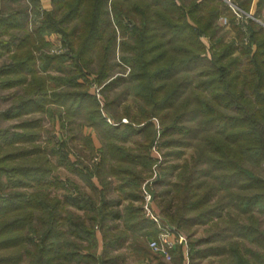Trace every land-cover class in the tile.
Masks as SVG:
<instances>
[{"label": "trees", "instance_id": "16d2710c", "mask_svg": "<svg viewBox=\"0 0 264 264\" xmlns=\"http://www.w3.org/2000/svg\"><path fill=\"white\" fill-rule=\"evenodd\" d=\"M52 1L53 12L41 21L35 34L7 43L0 40V55L15 43L17 51L12 63L0 68V76L36 72L37 48L33 42L41 41L46 32H59L75 56L76 77H83L84 70H94L98 81L105 79L113 69L117 25L124 38L118 43L120 60L129 68L127 79L119 81L133 85L129 90L143 111L138 120L143 126L110 125L89 94L48 96L40 84L37 100L21 102L16 111L3 117H19L43 109L49 101L56 102L66 117L74 116L104 138L107 157L101 163L107 158L113 162L110 171L122 189L136 187V168L152 171L156 160L149 147L157 135L161 145L192 147L196 153L189 162L177 168L166 162L159 166V180L154 185L164 183L168 188L150 190L153 202L156 198L161 201L155 215L184 235H189L193 226L217 220L206 238L191 245L188 259L192 263L207 257H218V264L240 263L237 240L264 251V230H259L262 222L258 220L264 215V179L258 176L264 166V0H230L232 6L251 17H244L241 25L222 0H112V26L108 0ZM221 17L227 20L235 39L225 42L220 37ZM25 20L22 12L0 9V36L10 30L21 31ZM127 21L137 24L132 31L122 25ZM38 59L42 70L60 68L63 62L55 56ZM22 81L19 76L5 80L8 84L4 86ZM37 89L32 85L25 92L35 93ZM100 101L106 111L114 104L108 95ZM37 125L36 121L23 122L21 134L3 135L1 139L8 147L29 143L35 134L28 131ZM130 141L134 149L116 144ZM98 142L100 145L102 141ZM35 149L37 158L29 165H10L14 159L25 158L19 149L0 157V179L6 180L0 182V264H122L126 257L121 249L128 236L156 238V224L140 216L141 208L129 207L123 230L107 224L121 216L111 208L113 202L104 197L107 183H100L104 176L100 168L92 174L100 187L92 180L89 185L93 197L71 192L62 199L55 197L51 204L44 189L33 188L38 184L41 188L42 180L53 172L41 150ZM175 171L177 181L168 182ZM52 179L55 187L70 186L61 185L55 176ZM139 199L144 202L143 197ZM67 208L86 210L90 225ZM89 247H101L100 256L92 257ZM183 252L181 246L171 251L172 262L186 264Z\"/></svg>", "mask_w": 264, "mask_h": 264}, {"label": "rangeland", "instance_id": "374dc122", "mask_svg": "<svg viewBox=\"0 0 264 264\" xmlns=\"http://www.w3.org/2000/svg\"><path fill=\"white\" fill-rule=\"evenodd\" d=\"M111 1L112 0L107 1V10L109 11V22L112 26L115 22H113L111 6L113 1ZM222 1L233 11L237 24L241 25L244 17L251 18L249 14H245L236 6H232L230 0ZM54 7L55 4L52 0H0L1 11L8 13L10 10H13L22 12L24 15L26 14V20L21 25V31L10 30L6 34L1 35L0 40L7 43L15 37H17L16 40H19L29 34H35L34 31L36 28L39 27L43 19H47V15L53 12ZM122 25H125L126 28L132 31V28L137 24L133 21H129L128 23L124 22ZM218 25L222 29L219 35L222 37L223 41L228 42L231 39H235V33L230 29L229 24L224 17H221L218 20ZM114 27L116 28L115 53L111 61L113 69L111 72L107 73L108 77L105 79H100L98 81L96 79L98 73L94 70H84L83 77H76V67L74 63L75 56L65 44V39L59 32H46L43 35V38H41V41L35 40L33 42V46L34 48H37L34 49V56L37 59L42 55L61 57L63 62H59V66H61L60 68L54 67L53 69L42 70L41 62L36 59V72H27L24 76L15 74L0 76V146L2 148L0 151V157H3L6 153H12L19 149L26 154L25 158H19L21 161L14 159L10 165L15 166L23 163L29 165L32 160H36L37 154H35V148H39L41 150V155H43L42 158H46L50 164L49 167L53 168V172L42 180L43 184H41V188L39 184L33 188L44 189L46 200L51 204H53L55 197L62 199L65 194L71 192L72 195L83 194L89 198L93 197V192L89 185L92 180L95 185L100 187L96 178L92 176L96 169L100 168L104 172V176L100 177V183H107V185L104 184L107 192L104 197L105 199H109L110 202H113L111 208H113L114 211L116 210L121 216V219L116 221L108 220L107 224L109 226L115 224L117 230H123L122 228L125 226V220L128 218L127 215H129V207L141 208L142 211L139 213L140 216L144 215L147 219H150V217L147 216L146 211L151 210V212H153L152 214H157L161 201L160 198H156L155 202H153L150 190L152 189L155 192H160L168 188L167 184L165 185L164 183H162V186L158 187L154 185L159 180V166L162 165L163 162H166V164L177 168L182 164L189 162L196 153L192 147H167L163 144L161 145V140L158 139L157 135L156 141L149 147L152 154L151 156L156 160V163L154 162V166L152 167V171L148 172L145 168H136L135 170L138 174L136 187H132V185L122 189L119 187L120 183L118 178L111 174L112 172L110 171V168L113 165V162L107 158L106 163H101V159L107 157L104 138L99 136L96 129L86 125L74 116L70 115L66 117L63 107L56 102L49 101V103L43 106V109L23 114L19 117H3L5 114L9 115L16 111L15 108H18L21 102L37 100L39 97L38 84H40V86H44V91L48 96L54 93L65 92H84L89 94L93 97L95 102H97L104 120L110 125L118 126L120 124H134L138 127L143 126L141 123L142 121H138L140 120L143 111L140 104L133 97L132 90H129L133 85L130 83L127 85L126 82L119 81L121 79H127L129 68H125L121 63V53L118 50V43L124 38H122L118 26L116 25ZM243 41L246 42V38H244ZM15 46L16 43L12 48L0 55V68L12 63L11 60L13 56L17 55V51L15 53ZM21 56L23 55H20V57ZM93 65H96V62H94ZM93 65L92 68H95ZM19 76L23 78V81L20 84H15L11 87L8 85L4 86V84H8L4 83L5 80H17ZM112 82H115V84L108 88ZM32 85H34L35 89L38 88L36 90L37 92L33 93L30 91L27 94L25 92L26 89ZM125 88L126 93H123ZM103 95H108L109 100L114 102L110 111H106L104 104L100 101ZM112 114L114 115V118ZM33 121H36L38 124L33 130L28 131L31 134H35L33 141L29 143H14L11 147L5 146L4 143H6V140H4L3 143V140L1 139L3 135L21 134L23 131L19 129L20 124ZM158 129L159 127L156 126V130ZM135 140H140V138L136 137ZM98 141L103 142L102 147V142L99 145ZM116 144L117 146L119 145V147L122 146L124 148L133 147L132 149H134L136 147L131 141ZM156 165H158V167H156ZM177 171L169 177L168 182L173 183L177 181ZM260 172V175H258V173L257 175L261 179H264V166L261 167ZM54 176L60 182H63L61 185L68 183L70 186L66 185L67 188H64V186L58 188L51 185L53 184L52 178ZM4 179L5 177L0 179V182L5 183L4 181L6 180ZM136 196L139 198L143 197L144 202H140V199H137ZM94 197L97 198L96 196ZM100 199H102V197ZM152 208H154V210ZM67 210L76 216L83 217L81 220L90 225L88 217H86L90 214L86 210H75L73 208H67ZM232 214L237 218V213L232 212ZM239 220L242 222L241 218ZM258 220L262 222L259 226V230L262 231L264 230V215L259 217ZM161 222L164 223L163 221ZM214 224H217L216 219H213L211 223L206 225L193 226L189 235L176 233L172 229L175 236L182 238L183 241L180 244H175L174 249L171 251L176 252L178 246L183 247V256L186 264H218V261H220L218 257H207L200 261L194 260L193 263L188 259V251L191 249V245L195 244L200 239L203 240L206 238L209 229H211ZM97 228L98 226L94 227V229ZM159 228L160 225H156L158 234ZM155 239L150 235L143 237H140L139 235H133V237L128 236L121 249L126 257V260H124L122 264H157V262H161V264H175L172 262L174 255L171 257V251L166 252L165 254H160L149 248V242ZM236 243L239 247V255L242 256L240 259L241 262L238 264H264V257H262L264 251L259 250L254 245L242 243L240 240H237ZM82 245L87 247V243L85 242H82ZM88 250L92 257H99L102 251L101 248L95 250L90 247ZM195 250H198V247H196ZM246 250H249L250 252L245 253Z\"/></svg>", "mask_w": 264, "mask_h": 264}, {"label": "built area", "instance_id": "2783aa9c", "mask_svg": "<svg viewBox=\"0 0 264 264\" xmlns=\"http://www.w3.org/2000/svg\"><path fill=\"white\" fill-rule=\"evenodd\" d=\"M146 212L147 216H149L156 225H160L159 234L156 239L149 242V248L151 250L160 254H165L174 249L175 244L182 243V238L175 236L173 231L169 229L168 225L162 223L156 215L152 214L153 212H151V210Z\"/></svg>", "mask_w": 264, "mask_h": 264}, {"label": "water", "instance_id": "95a60500", "mask_svg": "<svg viewBox=\"0 0 264 264\" xmlns=\"http://www.w3.org/2000/svg\"><path fill=\"white\" fill-rule=\"evenodd\" d=\"M168 225V224H167ZM169 229L172 230V228L168 225Z\"/></svg>", "mask_w": 264, "mask_h": 264}, {"label": "crops", "instance_id": "0c3cea01", "mask_svg": "<svg viewBox=\"0 0 264 264\" xmlns=\"http://www.w3.org/2000/svg\"><path fill=\"white\" fill-rule=\"evenodd\" d=\"M262 26H264V25H262ZM153 210H154V208H152ZM157 211V210H156ZM99 248H101V247H99Z\"/></svg>", "mask_w": 264, "mask_h": 264}]
</instances>
